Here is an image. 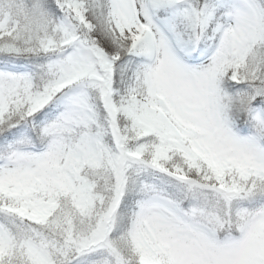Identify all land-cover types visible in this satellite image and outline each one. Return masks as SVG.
<instances>
[{
    "label": "snow or ice",
    "instance_id": "obj_1",
    "mask_svg": "<svg viewBox=\"0 0 264 264\" xmlns=\"http://www.w3.org/2000/svg\"><path fill=\"white\" fill-rule=\"evenodd\" d=\"M0 264H264V0H0Z\"/></svg>",
    "mask_w": 264,
    "mask_h": 264
}]
</instances>
